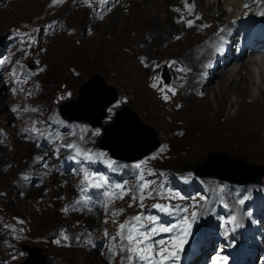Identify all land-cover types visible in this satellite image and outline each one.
<instances>
[{"label": "rangeland", "instance_id": "1", "mask_svg": "<svg viewBox=\"0 0 264 264\" xmlns=\"http://www.w3.org/2000/svg\"><path fill=\"white\" fill-rule=\"evenodd\" d=\"M50 1L0 0V60L6 61V63L0 65V141H2L0 142V264L28 263L32 254L29 251L23 252L22 246L24 249L28 247L34 250L39 264L43 260H45L46 264H109V252L103 255L100 248L92 249L94 245L99 244L100 246L102 243L99 238L100 235L97 236V231H103L102 227L99 226L100 219L103 218L99 209H97L95 215L88 212V215L85 216L86 209L80 211L70 210L67 213L63 209L80 197L79 188L81 187V180L85 171L104 178L106 174L110 176L114 172V166L117 164L123 166L116 168V175L113 181L107 180L109 182L108 187L120 184L119 177L123 178L126 180L125 185L126 189H128V194L123 199L115 200L109 206L107 213L101 206L103 215L108 217V223L112 225L104 229V232L107 231L108 233L106 235L108 239L117 233L120 224L136 215L159 217L157 226H172L176 223L178 230L185 228L187 235L192 237L189 240L186 239L185 247L200 239V234L207 235L208 232L211 235H218L221 239L222 233L219 228L222 223L226 222L223 219H219V215L215 218L212 213L210 216H201L200 207L206 204L209 206V201L217 196L210 186L217 185L223 188L224 192H231V188L224 187L218 182H213L212 177L206 179L200 177L197 174L199 164L206 161L212 152H216L229 154L247 163L259 164L264 167V144L257 157H249L244 151L228 145L224 140L225 135L223 139H209L197 147L198 145H195V141H197L200 132L198 130L199 125L205 123L209 117H201V115L196 114L194 107L193 109L188 108L189 110L187 109L182 115H177V113L182 112V108L177 109V106H185V95H180V92L173 95L169 91L173 87L172 81L175 78V74H173V71L171 72L168 66L171 63L170 60L180 59V56L185 55L186 51H189L194 43L200 42L199 38L202 37L203 33H199L198 23H196L198 33L195 30H192L193 33L191 32L190 34L181 33V40L177 39L180 45L175 44L177 43L176 35L173 37L174 35L172 34L173 36H167L168 40L154 48L152 45L155 42L149 41L144 37V32L149 27L140 18L138 8L143 6V4L140 6L138 4L137 8H135V0H116V9L114 11L101 14H95L93 8H88L87 10L77 8L76 5L72 4L74 0H70L64 7L54 10L49 8ZM149 4H152L153 7L150 5V9L154 12L152 1ZM31 6L38 7L39 10L34 14L32 12L24 15L23 10ZM120 9H122V12ZM118 12L119 14L124 13L123 15L126 16L125 23L119 20ZM101 16H103V19L100 18ZM160 16H162L161 20L165 17L162 14ZM52 19H60L62 24H66L65 29L54 36L43 38L40 48L38 45L34 46L27 34H32L34 28ZM218 24L212 27V30L207 31V33L209 34L221 27L220 25H223L222 23ZM123 25H126L128 29L121 33L122 29L119 30V28L123 27ZM164 29H168L167 24ZM120 35L125 39L122 42L119 39ZM185 36L192 37L186 39ZM167 41L168 45L164 44ZM189 46L190 49H188ZM127 48L129 49L126 53L124 50H127ZM118 49L129 58L120 57ZM161 49L163 50L161 51ZM137 51L140 53L138 54ZM180 52H182L181 55ZM145 57L147 60L149 59V62L144 59ZM142 58L146 61L145 68L139 64V62H142ZM31 64L35 66L33 71L30 70ZM175 68L179 69V66ZM231 68L233 66H229L228 70ZM141 69L147 71L148 74L147 72L142 74ZM14 71L16 75L12 74ZM96 74L103 75L108 85L118 91L120 98L108 110V117L105 119L107 122L104 121L101 128L105 129L110 124L108 122L111 119V123L114 122L119 111L129 107L143 122L156 130L157 139L161 145L157 152L137 163H118L112 160L108 153L99 152L98 148L104 134L98 138L96 134L98 131L90 129L92 138L88 141L87 136L86 140L89 143L87 142V148H84L77 138L75 139L73 125L63 123L58 119L62 106L77 99L82 85ZM137 75L138 77L135 78ZM162 75L169 76L170 82L165 84ZM219 78L220 76L216 77L210 84L205 85V87L210 85L214 89L210 91L209 97L216 92L215 88L218 85L217 79ZM258 78L259 75L256 79ZM151 79L159 86L157 93L160 94L161 99L166 95L175 97L176 100L173 104L168 105L169 107H166V105L159 108L160 101L155 93L149 89ZM169 84H171L170 88L168 87ZM14 89L16 90L15 93ZM161 89L165 90L161 91ZM129 93L130 95H128ZM186 94L195 96L196 99L199 98L200 101L194 100L193 103L201 107L202 98L200 96L190 92ZM143 96L146 97L144 100L146 104L141 101ZM217 98L218 96H216ZM232 98L234 97L232 96ZM246 101H249V99ZM13 108H16L17 111L13 112ZM24 109H28V111H24ZM31 109H37V111L33 112ZM224 118L226 117H219V120ZM33 127L39 129V131L32 132ZM47 127H53V133L48 136L46 142H43L39 136L46 133ZM79 132L82 134L88 133L82 130H79ZM59 134H63V136L58 138ZM68 145H75L76 147H73V150L69 152ZM77 148L81 152H89L92 158L87 159L83 155H78ZM68 154H71L69 158ZM36 157H41L42 159L37 160ZM220 163L224 164V159L214 157L209 163L210 165L208 164V168L216 169ZM136 164H140L141 167L137 169L135 167ZM55 167H58L61 171ZM126 167L131 171H128ZM38 170L41 171L40 176ZM26 172L31 173V175ZM141 172L144 176L156 174L159 176H175L186 172L190 177L197 180V184L200 185L198 187L201 190L200 196L195 197L194 203L206 199L202 196L206 192H210L209 200L208 202L201 201L198 208L190 207L186 204L193 203L192 200L183 199L185 203L183 204L175 199L167 188L156 184L155 181H150L149 190L152 191V198H145L143 207H141L139 198L137 200L131 199V196L136 193V189L141 183L140 176H138ZM24 174L28 178L31 176V178L22 179ZM36 177H38L37 182L33 184L27 183L28 180L36 179ZM203 180H206L207 183L203 182ZM145 181L147 180L145 179ZM258 186L261 189L259 191L264 193V177ZM243 190L241 189L242 197H240L242 193L236 196L237 198L240 197L236 202L237 205L240 202L237 206V209L239 208L238 211L241 209L240 205L244 201L248 202L252 194L250 187H246ZM157 193H160V195H157ZM88 194L91 196L90 190ZM161 202L164 203L161 204ZM129 204L132 206L129 207ZM154 204L170 207L172 209L171 215L159 212L158 209L153 207ZM219 204L220 207L230 205L229 202L223 200L219 201ZM183 209H187V211H183ZM119 210H123L119 216L112 215L113 212ZM222 211L224 212V210ZM188 212L191 214V219L188 218ZM193 213H195L196 217L193 216ZM244 214L249 215V217L254 215L247 213L246 209ZM197 217H204L207 222L201 225V221ZM164 218H168L169 221L165 222ZM82 222H89L88 227L93 230L85 239L82 249L58 247L57 245L49 244L53 243V240L48 243L49 238L52 236H54V242L62 241L63 236L70 234L78 226L82 227ZM143 222L148 224L147 220ZM183 223H186V225ZM227 224L231 228L239 229V233H241L243 224L249 229H253L255 225L258 226V222H254L251 219L242 221L240 224H234L227 220ZM25 226H28V228H25ZM148 226L151 227L152 225L148 224ZM262 228L264 229V226ZM112 229L114 232H111ZM156 236L154 237L155 240H165L168 242L167 245L171 246L172 239L166 240L168 233H160ZM117 242L118 238L114 243ZM215 248L216 246L214 247V245L204 249L199 248L196 252L185 256L183 264H188L193 257L197 264H201L204 259L213 253ZM189 249L190 247L186 249V253ZM178 255L182 254L179 253ZM116 259L113 260V263L119 264L120 257ZM255 264H258L257 261H255Z\"/></svg>", "mask_w": 264, "mask_h": 264}, {"label": "bare ground", "instance_id": "2", "mask_svg": "<svg viewBox=\"0 0 264 264\" xmlns=\"http://www.w3.org/2000/svg\"><path fill=\"white\" fill-rule=\"evenodd\" d=\"M151 1L154 4V10H155L154 12H152V10L150 9L152 4H149V2ZM189 1H191L190 5H194V8L191 14H189L188 10L185 7V0H135L134 2L135 8H137L138 4L139 6L143 4V6H140V8H138L140 18H141V21H143V23L148 24V27H149V29H147L146 31L144 30L145 31L144 37L147 38L149 41L155 42V44L152 45L154 48L157 47L158 44L161 45V43L165 42V40H168V37H167L168 35L173 34L174 35V36L172 35L173 37H175L176 35L175 39L181 40L182 36L180 35H182L183 33L190 34L192 30H195L196 33H198V30L196 29V26H197L196 23H198V28H200L199 33L201 34L203 33L201 35L202 37L199 38L200 42L198 41L199 43H194V44L192 43L193 46L191 47V49L189 46L188 49L190 50L186 51L187 53H185V55H181L182 52H180V55H181L180 59H172V60L169 59L170 62H173V61L176 62L175 64L170 63L171 65H169L171 72L173 71V74H175V78L172 81L173 83L172 89L175 91V93L180 92V95L181 94H183V96L185 95L184 97L185 106L184 105H183L184 107H182V105L177 106V109L182 108L181 110L182 112L177 113V115L178 116L182 115V113L186 112L188 108L193 109L194 107L196 114L201 115V117H209L205 121V123L199 125L198 130L200 132L198 131L199 132L198 139L197 141H195V145H198L197 147L201 146L203 142L209 139L210 140H215L217 138L223 139V136L225 135L224 140L226 141L228 145L233 146L234 148L238 150L244 151L249 157H257L259 156L261 148L264 144V56H262L261 58H255V56L254 57L251 56V59H248L245 61L244 60L237 61L236 63L231 64L233 68H231L230 70H228L230 65L228 66L227 64L224 67H220V65L218 64L217 69L213 70L209 67V64L212 58V54L216 48L215 41H214V38H216L215 34L218 32V30H220V27H218V29H216L215 31H212L209 34L207 33V31L212 30L211 28L215 27L218 23H222L223 25L225 24L226 26H229L232 24H236L241 20H244V19L246 20L248 18H252L253 20L255 19L259 21L258 23H261V21H264V0H259V3L254 2V0H187V3ZM246 4L248 5L247 8L245 7ZM176 9H179V11H177ZM37 10H39L38 7H33V6L27 7L23 10V14L27 15V14H31L32 12L34 14L35 12H37ZM120 10L122 12V9ZM118 14L117 16H119V20L125 23L127 18L125 15H123L124 13L123 14L120 13L119 15ZM161 14L165 15V17L162 20H161L162 16H160ZM197 15L200 17V19H196ZM94 17H97V16H94ZM185 21H193L194 24L193 26H188L185 23ZM166 24L168 25V29H164V26ZM204 24L208 26L201 28V26ZM120 29H122L121 33H124L125 30L128 29V27L126 25H123V27H120L119 30ZM137 34H138V31H137ZM185 37L186 39H190L192 36L191 37L185 36ZM119 39L121 40V42L122 40H125L122 36L119 37ZM126 43L128 42L126 41ZM164 44L168 45V41L167 43H164ZM175 44L180 45L178 40H177V43ZM128 49L129 48H127V50H124V51L126 52L128 51ZM162 50L163 49H161V51ZM118 52H119L120 57L122 58L128 57L126 56V54H124L119 49H118ZM139 53L140 52H138V54ZM144 59L147 60L146 57ZM144 59H143V62H139V64L145 68L146 61ZM148 60L147 62H149ZM176 66H179V69H181L182 71H178L175 68ZM141 72L143 74L147 71L141 69ZM257 73L259 75L258 79H256ZM206 74H211L212 76H210L209 78H206L205 77ZM218 76H220V78L217 79L218 85L215 88L216 92L213 93L211 97H209V93L210 91H212L213 88H211L210 85L208 87L207 86L205 87V85L210 84ZM136 77H138V75L135 76V78ZM138 84L140 85V83ZM154 84L155 82H153L151 79L149 83V89L155 93L156 97L160 101L159 108H161L162 106H166V105H167L166 107H169L168 105L173 104L174 101L176 100L175 97L168 96L169 99L167 101L161 99L160 94L157 93V90L159 91L158 89L159 86L155 84L156 87H153L152 85ZM141 87H144V86H141ZM162 90H165V89H162ZM187 92L195 93L197 96H200L202 98L201 107L196 106V104L193 103L194 100L200 101L199 98L196 99L195 96H188L186 94ZM148 94L150 93L148 92ZM128 95H130V93ZM216 96H218L217 98L218 100L216 99ZM232 96L234 98H232ZM141 98H142L141 99L142 102L146 99V97L144 96ZM211 98H213V100H211ZM248 99L249 101H246ZM213 103L215 104L212 107ZM144 104H146L145 101H144ZM219 117L220 118L226 117V118L219 120ZM219 121L221 122L219 123ZM252 129H255V130L252 131ZM253 173L254 172L252 171L251 174ZM243 176L248 178L251 175L243 174ZM119 181H120V184L118 185H123L125 188H127L125 185L126 180L119 177ZM210 187L216 192L217 196H215L216 197L215 199H211L209 201V204H208L209 206H207L206 204L205 206L200 207V215L210 216L212 213L215 215V218H217L219 215L220 216L219 219H223L226 222L224 224L222 223L219 228L222 233L221 235L222 238L220 239L218 235H215V234L211 235V233L209 232L207 235L200 234L201 238L194 241L193 244H191L190 246L188 245L187 247H185V245H183L184 250L179 252L182 255H179V258L174 262V264H183V259L185 258V256H188L191 253L196 252V250H198L199 248L204 249V248H207L208 246H213V245L214 247L216 246V248L213 249V253L209 255L206 259H204V261L201 262V264H237L233 261L232 258L237 248L242 246L241 237H240L241 233H239V229H236L234 227L231 228L227 224V220L233 222L234 224H238V223L240 224L242 221H245L248 219L249 220L251 219L254 222L257 221L258 226L263 231L261 232L263 233L262 237H263V244H264V229L262 228V226H264L263 225L264 215H262L263 214L262 211L258 212L257 214H254L253 216L250 215L249 217V215L244 214V210L247 208L249 201L248 202L244 201L242 205H240L241 209L239 211H238L239 208L237 209V206L239 205L240 202L238 203V205L236 202L238 201V199H240V197L243 196V193L241 194L240 197L237 198L235 193L232 191V189H231V192L230 191L224 192V189L218 187L217 185H212ZM109 189L110 190L114 189L117 193L120 191V189L115 188V186L109 187ZM101 191L103 192V189H101ZM106 199L107 198L102 195H100L97 198L96 197L92 198V200L98 205H102ZM222 200L225 202L226 201L229 202L230 205H227V207L226 205L220 207L219 201H222ZM222 210H224V212ZM188 215L189 217L188 216L187 217L191 219L190 212H188ZM143 217L145 216L143 215ZM197 219L201 221V225L207 222V220L204 219V217L202 218L197 217ZM164 220L165 222L169 221L168 218L167 219L164 218ZM183 224L186 225V223H183ZM251 231L257 232V230H254V228L253 229L251 228ZM177 233H179L181 239L184 238L185 240L186 239L189 240L190 238H192L191 236L187 235L185 228L183 229L180 228L179 230L175 228L173 232L168 233L166 240L172 239V237L175 236ZM188 247H190V249L187 250V253H186V249ZM253 257L257 258L258 257L257 253H253ZM259 260L260 259H258L257 261L258 264H264V258L262 259L260 263H259Z\"/></svg>", "mask_w": 264, "mask_h": 264}, {"label": "water", "instance_id": "3", "mask_svg": "<svg viewBox=\"0 0 264 264\" xmlns=\"http://www.w3.org/2000/svg\"><path fill=\"white\" fill-rule=\"evenodd\" d=\"M119 99L118 91L108 85L103 75L96 74L82 85L77 99L62 106L61 113L69 122L87 123L93 127H101L108 117V110ZM159 146L156 130L143 122L129 107L119 111L114 122L105 127L104 137L99 145L100 149L108 151L113 158L128 163L149 156ZM214 157L224 159L225 163H220L216 169H209V163ZM252 171L253 174H251ZM248 173H250V177L243 176ZM197 174L200 177L210 176L231 184L254 183L258 185L264 177V167L259 164L247 163L229 154L212 152L206 161L199 164ZM25 249L32 254L28 263L25 264H39L34 250L28 247ZM40 264H46L45 260Z\"/></svg>", "mask_w": 264, "mask_h": 264}, {"label": "snow or ice", "instance_id": "4", "mask_svg": "<svg viewBox=\"0 0 264 264\" xmlns=\"http://www.w3.org/2000/svg\"><path fill=\"white\" fill-rule=\"evenodd\" d=\"M64 0H52V3L55 5L57 3H63ZM87 3L88 0H85ZM254 2L259 3V0H254ZM89 6H91L89 4ZM185 7L188 10L189 14L192 13L194 5H190L185 0ZM247 8L248 5L246 4ZM179 11V9H176ZM103 19V16L100 17ZM196 19H200L197 15ZM188 26H193V21H185ZM208 25H204L207 27ZM143 62V58H142ZM6 63L5 60H0V65ZM175 64L176 62H171ZM178 71H182L181 69H177ZM16 75L15 71L12 73ZM156 87V85H152ZM15 93V89L13 90ZM161 91H163L161 89ZM175 95V91L173 89H169ZM163 99L167 101L169 99L168 96H164ZM13 112L17 111L16 108L12 109ZM24 111H28V109H24ZM31 111L35 112L37 109H31ZM32 132H38L39 129L33 127ZM99 134L98 132L96 133ZM2 142V141H0ZM68 147H76L75 145H68ZM77 154L83 155L87 159H91V154L89 152H81L79 148H77ZM37 160H41V157H36ZM135 167L139 169L141 167L140 164H136ZM151 174V173H150ZM22 179L27 180L28 176L26 174L22 175ZM141 183L138 185L136 189V193L131 196L132 200H137L139 198L140 206L143 207V201L145 198H152V191H150V181H145L144 175L141 172L139 177ZM109 182L103 177H97L95 174L89 173L87 171L84 172L83 179L81 180V187L79 191L81 193L80 197L74 200L70 205L66 206L63 211H80L87 210L88 212H92L94 208L102 206L107 213L109 206L117 199H123L125 195L128 194V189H126L123 185H116L115 188L120 189L117 193L114 189L110 190ZM103 189V192L100 195L106 197L107 199L103 202L102 205H98L92 200V197L88 194L90 189ZM160 195V193H157ZM79 205V207H77ZM132 205L129 204V207ZM154 208L158 209L160 212H164L166 214L171 215L172 209L166 205L154 204ZM123 210L115 211L112 213L113 216H119ZM183 211H187V209H183ZM195 216V213H193ZM147 220L148 224L152 226L149 227L148 224H145L143 221ZM107 223V221H105ZM158 218L157 217H143L142 215H136L131 217L128 221L119 225V229L117 233L112 237L113 241H117V243H113L111 247H109V264H113V260L116 256H120L119 264H174V262L179 258V252L183 250V245L186 242L185 239H181L179 233L172 237L171 246L167 245L165 240H155L154 237L159 235L160 233H170L176 228V225L172 226H157ZM105 235H108L107 231ZM64 239H68L67 236ZM60 241H56L59 243ZM90 242V241H89Z\"/></svg>", "mask_w": 264, "mask_h": 264}]
</instances>
